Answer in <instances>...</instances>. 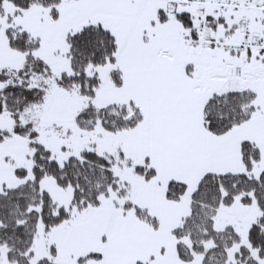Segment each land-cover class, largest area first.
<instances>
[{
  "label": "snow or ice",
  "instance_id": "snow-or-ice-1",
  "mask_svg": "<svg viewBox=\"0 0 264 264\" xmlns=\"http://www.w3.org/2000/svg\"><path fill=\"white\" fill-rule=\"evenodd\" d=\"M0 264H264V0H0Z\"/></svg>",
  "mask_w": 264,
  "mask_h": 264
}]
</instances>
